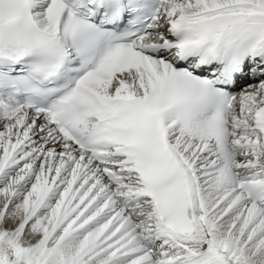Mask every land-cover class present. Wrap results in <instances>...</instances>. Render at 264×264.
<instances>
[{
  "label": "snow or ice",
  "instance_id": "snow-or-ice-1",
  "mask_svg": "<svg viewBox=\"0 0 264 264\" xmlns=\"http://www.w3.org/2000/svg\"><path fill=\"white\" fill-rule=\"evenodd\" d=\"M0 264H264V0H0Z\"/></svg>",
  "mask_w": 264,
  "mask_h": 264
}]
</instances>
